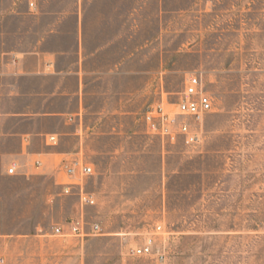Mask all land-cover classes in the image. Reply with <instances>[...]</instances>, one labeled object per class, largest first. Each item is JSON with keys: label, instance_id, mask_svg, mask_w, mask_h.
<instances>
[{"label": "rangeland", "instance_id": "374dc122", "mask_svg": "<svg viewBox=\"0 0 264 264\" xmlns=\"http://www.w3.org/2000/svg\"><path fill=\"white\" fill-rule=\"evenodd\" d=\"M155 4L142 0L153 27L158 10V73L143 81L128 119L141 122L160 101L174 111L186 75L196 72L214 105L200 141L180 137L173 147L164 142L157 158L131 161L142 163L141 175L110 177L105 186L88 180L86 190L105 188L107 202L95 196L83 208L86 229L102 230L82 239L51 234L79 212L77 197L63 194L53 175L3 186L0 264H264V0ZM156 225L162 255L131 256Z\"/></svg>", "mask_w": 264, "mask_h": 264}, {"label": "crops", "instance_id": "0c3cea01", "mask_svg": "<svg viewBox=\"0 0 264 264\" xmlns=\"http://www.w3.org/2000/svg\"><path fill=\"white\" fill-rule=\"evenodd\" d=\"M155 11L153 27L142 0H0L1 192L18 179L53 175L57 185L60 165L79 158L93 168L84 191L105 204V188L88 191V180L141 175L131 161L173 147L128 119L158 73Z\"/></svg>", "mask_w": 264, "mask_h": 264}, {"label": "built area", "instance_id": "2783aa9c", "mask_svg": "<svg viewBox=\"0 0 264 264\" xmlns=\"http://www.w3.org/2000/svg\"><path fill=\"white\" fill-rule=\"evenodd\" d=\"M174 105V111L165 106L162 101L148 105L144 109L141 118L148 133L168 142H175L179 137H182L189 145L198 144L200 124L205 115L210 113L214 107L213 98L204 89L200 74L192 72L186 75L183 89ZM48 139L51 143H55L54 136H50ZM59 170L68 179V182L58 185L61 186L63 194H74L78 197L79 212L66 223L53 225L51 234L59 237L74 236L81 239L99 234L102 230L100 225L92 223L90 229L87 230L83 216V208L95 204L94 198L86 194L83 189V181L93 174V168L82 159L72 158L62 163ZM6 173L14 175L16 165L11 163L6 169ZM160 230L161 226L156 225L154 232L145 235L141 243L136 244L129 254L143 258L161 256L156 239Z\"/></svg>", "mask_w": 264, "mask_h": 264}]
</instances>
